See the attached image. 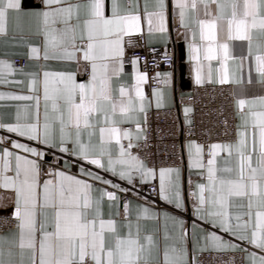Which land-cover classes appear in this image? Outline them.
<instances>
[{"label":"snow or ice","instance_id":"obj_1","mask_svg":"<svg viewBox=\"0 0 264 264\" xmlns=\"http://www.w3.org/2000/svg\"><path fill=\"white\" fill-rule=\"evenodd\" d=\"M41 3L42 10L31 15L37 21L36 35L42 45L27 46L28 59L40 64L39 68L26 70L0 59V86L24 85L27 89L26 93L23 89L0 91V109H14L0 111V129L36 143L32 146L19 139L0 138V189L13 193L8 197L13 211L10 217L0 218V226L14 223L15 227L14 232L0 235V264H151L152 251L155 248L159 254L160 243L153 235L141 239L140 221L159 220L160 214L151 206L137 205L133 234L131 201L125 203L122 218L128 231L122 235L117 219L104 217L103 206L107 201L109 207L119 208L118 193L130 190L83 165L79 176L71 174L69 160L61 167L45 169V153L39 146L95 165L128 184H134L137 175L141 184L156 176V169L133 151L141 147L139 141L147 140L139 116L144 114L146 124L153 100L143 89L148 74L139 70V57L126 59V50L136 46L134 36L144 37L145 23L149 38L167 33V0H154L151 10L148 0L143 4L141 0H110V14L106 0ZM175 7L180 26L191 32L189 59L195 84L213 82L211 68L205 75L201 63L205 47L206 60L221 52L225 62L216 82H239L227 67V61L234 59L227 41H247L252 56V32H264V0H175ZM22 11L21 0H0V36L8 34L9 17ZM197 29L200 44L196 43ZM222 34L226 39L218 43ZM254 61L264 83V51L258 50ZM50 63L64 67L52 69ZM126 63L133 68L131 84L121 81ZM17 75L22 78L15 79ZM81 76L87 78L79 79ZM170 78L171 73L162 78L156 73L153 79L167 85ZM114 81L120 82L114 87ZM152 95L155 107L161 108V89H153ZM257 100L264 107V96L236 100L241 123L234 143L205 146L189 140L186 145L189 169L201 181L189 188L194 214L251 248L225 240L216 231L196 239L214 250H240L248 264H264V111L252 110ZM4 101L30 103L11 105ZM191 112V108H184L188 124L192 123L188 119ZM124 124L134 127L122 128ZM158 174L159 198L185 210L181 169L162 167ZM2 200L0 196V206ZM163 215L169 218V213ZM171 219L180 234L169 245L170 237L165 233L159 264H197L194 255L189 259L184 221ZM109 238L114 246H107Z\"/></svg>","mask_w":264,"mask_h":264},{"label":"crops","instance_id":"obj_2","mask_svg":"<svg viewBox=\"0 0 264 264\" xmlns=\"http://www.w3.org/2000/svg\"><path fill=\"white\" fill-rule=\"evenodd\" d=\"M126 3V0H123ZM148 3L151 5L154 3V0H148ZM32 6L25 5L24 0H21V5L23 11L17 16L16 14H12L9 17L8 21V34L7 36H0V59L12 61L14 58H21L26 61L25 67L26 70H37L40 66L36 61H30L28 59V45L41 46L42 39L36 35L37 33V21L31 15L34 12H38L42 10L41 0L36 2L33 0ZM141 4H143V0H141ZM168 9L166 14V23H167V33L166 34H155L151 38L147 36V25L144 24V35L146 38V42L149 46L166 49V50H174L175 53V63L174 68L171 72H160L161 78L165 73H171L170 82L167 85L159 88L164 94V105L159 109L171 108L173 106H177L180 121L182 125H187L184 108L189 107V105L185 102V97L188 94V90L194 82V71H193V62L189 59V44L192 42L191 32L182 28L179 24L178 20V10L175 7V0H167ZM106 11L110 14V0H106ZM83 15V14H82ZM226 37L222 34L218 36V43H223ZM229 43L231 57L227 61V67L229 73L231 74L234 80L239 82L228 83L233 86V94H234V106L236 109V118L235 123L236 126L240 125L241 120L239 115L237 114L236 108V100L238 98H245L249 101L254 100L255 98L264 96V83L261 82L259 75L255 71V61L254 56L257 54V51H264V32H261L259 29L254 30L252 32V56H249V47L247 41L240 40H232L227 41ZM196 43L200 44L199 33L197 29V38ZM207 44V42H205ZM178 45L182 47L183 59L182 61L178 60ZM215 48L216 46L213 45ZM206 55V47L201 49V63L204 65L205 75L208 73V69L212 70V83L209 84H219L217 83V79L219 76V71L223 65L224 61L222 59V53L217 52L215 54V58L212 60H206L204 57ZM243 58V68L240 69L241 60ZM43 63L42 61L40 62ZM19 68V66H16ZM49 67L52 69H61L64 67L63 65L50 63ZM73 70L75 69V65L71 66ZM139 67V66H138ZM133 72V68L130 64H125V74L121 77V81L125 84L132 83L131 73ZM19 75L15 77V79H21ZM79 79H84L82 76ZM120 81H114V87L118 85ZM207 83V82H206ZM205 83V84H206ZM208 84V83H207ZM23 89V92L26 93L27 89L24 85H9L7 87L0 86V91L3 92H20ZM144 92L146 96L153 100L152 106L148 108L150 109H158L155 107L154 97L151 91L148 92L147 83L143 85ZM6 104L11 105H23L30 102L27 101H4ZM147 110V111H148ZM253 111H264V107H262L258 100L254 107ZM0 111L11 112L14 109H0ZM245 112L248 111V108H245ZM144 118V114H140L139 119L142 124ZM119 119V117H117ZM188 119H190V113L188 114ZM130 126L128 124L121 125ZM134 127V126H131ZM11 137L12 139H19L21 142L31 143L32 146H36L35 142H28L24 140V138L17 137L14 133H7L5 130L0 129V138L2 137ZM94 142H96V138H94ZM127 141H124V143ZM188 142H185L183 145V154H184V166L181 169L182 179L184 184V192H185V210L176 209L173 205L166 204L160 198L162 205L160 207L155 206L151 202H149L145 198H137L131 199L132 213H131V221H132V231L135 234L136 231V207L137 205L151 206L154 212L160 214V219H151V220H142L140 221V235L141 239L145 235H153L155 239H157L160 243L159 254L157 250L154 248L152 251V260L151 264H159V257H162L163 247L165 244L164 235L167 232L170 239L167 241L169 245L172 244L173 239L179 237L180 228L174 222L171 217H178L182 219L185 223V227L187 230L186 239L189 242V259L191 260L192 256L198 252L204 251H239V250H214L202 239H196L197 237H202L205 232L216 231L218 235L222 236L225 240H231L233 243L241 244L243 247L251 248L250 245H247L244 242L237 241L235 237H232L226 233H223L219 229L213 228L211 225L207 224L203 220H200L194 214V208L192 204V199L189 193L190 185L195 184L197 182H201L199 178L191 172L188 166V156H187V145ZM234 143V142H233ZM41 151L45 153L44 157V168L47 169L49 167H61L65 160L71 161L70 173L79 176L80 167L83 165L87 167L91 171L99 172L106 179L111 180L113 183H117L122 187L123 183H126V180H120L119 177L113 176L111 173H105L101 169H97L95 165L87 164L85 161H76L75 157H68L66 154L59 153L55 149H48L44 145L39 146ZM114 154H115V148ZM224 155V154H222ZM53 165V166H52ZM159 170L156 171V176L150 178L146 183H155L159 190ZM136 181L140 182V177L137 175L135 178ZM111 190V189H110ZM119 195V194H118ZM0 196L3 197L2 204L0 206V213L11 215L13 211L12 201L8 199V197L13 196V193L7 190L0 189ZM127 201V202H129ZM127 202H121L119 208L116 205L109 207L108 202L105 201L103 206V214L105 218L112 216L117 219L120 227V233L126 234L128 231L127 222L122 218L123 214V205ZM169 213V218H165L163 213ZM193 225H197L194 229ZM12 231L4 232L0 235H8ZM107 246H114V242L109 238L107 240ZM204 248V251L200 249ZM254 250V249H253ZM258 251V250H256ZM244 264H248V260L246 258V254L244 255Z\"/></svg>","mask_w":264,"mask_h":264},{"label":"built area","instance_id":"obj_3","mask_svg":"<svg viewBox=\"0 0 264 264\" xmlns=\"http://www.w3.org/2000/svg\"><path fill=\"white\" fill-rule=\"evenodd\" d=\"M34 1L39 2V0ZM132 39L136 40L137 44L127 48L126 59L139 57V70L148 74L149 93L155 88L163 87V83L153 78L156 73L173 70L174 50L149 46L145 35L143 38L134 36ZM12 62L19 67L26 64V61L21 58H14ZM185 102L192 109L191 124H181L177 106L148 110L146 124H144L145 116L143 118L142 126L146 128L143 135L147 137V140L139 141L141 147L133 151L156 171L162 167L182 168L184 166L183 145L189 140H196L207 146L210 143L235 142L237 139L236 109L231 84L206 83L200 86L192 84L185 97ZM127 127L131 126L123 128ZM122 187L130 190L118 193L122 203L131 199L145 198L157 207L162 205L155 183L141 184L135 180L134 184L126 182L122 184ZM10 216L0 213V218ZM12 230H15L14 223L0 226V234ZM244 255L245 253L240 250L204 251L194 254L197 264H244Z\"/></svg>","mask_w":264,"mask_h":264},{"label":"water","instance_id":"obj_4","mask_svg":"<svg viewBox=\"0 0 264 264\" xmlns=\"http://www.w3.org/2000/svg\"><path fill=\"white\" fill-rule=\"evenodd\" d=\"M24 3L25 5H28V6L34 5L33 0H24ZM182 59H183L182 47L181 45H178V60L182 61Z\"/></svg>","mask_w":264,"mask_h":264}]
</instances>
